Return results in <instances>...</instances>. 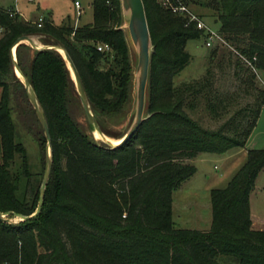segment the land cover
I'll use <instances>...</instances> for the list:
<instances>
[{"label":"trees","instance_id":"trees-1","mask_svg":"<svg viewBox=\"0 0 264 264\" xmlns=\"http://www.w3.org/2000/svg\"><path fill=\"white\" fill-rule=\"evenodd\" d=\"M181 1L214 9L220 34L236 45L250 71L264 72V0ZM143 2L154 47L148 102L144 122L121 148L97 142L88 123L84 127L73 117V100L82 103L58 51L17 47V64L51 135V171L43 196L41 173L34 170L14 117L16 100L40 120L16 75L12 49L17 40L33 35L64 48L101 129L120 137L104 116L131 111L134 100L135 65L122 28L121 2L92 0L93 22L82 27L70 24V18L58 26L49 14L39 27L14 9L0 8V264H264V230L252 229L250 203L264 169V148L249 150L227 187L212 191L209 230L177 228L173 221L174 193L197 173L192 161L245 148L264 92L256 91L245 126L236 116L216 129L204 126L192 113L209 81L177 86L175 79L192 59L188 42L205 33L158 0ZM100 45L111 50L101 52ZM254 81L253 74L243 81L247 92L256 89ZM38 141L46 161L44 130ZM41 202L40 212L31 217ZM21 217L27 219L12 222Z\"/></svg>","mask_w":264,"mask_h":264},{"label":"rangeland","instance_id":"rangeland-1","mask_svg":"<svg viewBox=\"0 0 264 264\" xmlns=\"http://www.w3.org/2000/svg\"><path fill=\"white\" fill-rule=\"evenodd\" d=\"M78 1L83 8L80 18L77 17L75 0H37L34 3H29L27 0H0V8L20 11L26 21L34 22L38 20L40 14H49L58 26L63 25L70 18V24L82 27L92 19L93 11L89 8L90 0ZM187 7L193 14L202 18L210 28L219 31L220 23L215 21L216 11L214 9L198 5L194 1L189 3ZM122 28L127 35L133 64L136 67V51L124 21ZM2 35L3 30L0 29V37ZM31 37L39 43V46L54 44V41H49L47 44L41 35ZM27 45L29 44L27 43ZM187 50L192 59L175 79V85L201 80H208L210 85L197 109L192 113L193 117L204 126L213 129L218 128L235 116L245 126L251 120V107L255 104L256 91L264 92V72L253 69L250 71L248 63L242 58L241 52L232 42L226 41L224 45L216 42L213 47L207 48L206 38L201 37L190 40L187 44ZM240 60L247 64H238ZM105 65L103 63V66ZM250 74L255 77L254 84L257 90L249 89L250 91L247 92V85L243 81ZM21 80L23 79L21 78ZM133 97L131 111H127V109L122 113L123 115L104 116L108 125L115 131L114 133H125L132 122V113L135 107V79ZM210 102L215 104V109L210 107ZM72 115L84 127L87 126L83 107L76 99L73 100ZM14 117L19 128L21 141L27 147L34 170L41 173L40 180L42 181L46 175L49 162L52 160L51 156L44 161L43 156L45 155L42 151V145L38 141L43 135L42 125L32 114L31 107L20 99L14 103ZM262 148H264V107L261 109L255 127L243 150L234 149L233 155L228 158L225 154H204L206 160L196 161L197 173L184 185L183 189L174 193L173 221L175 227L209 230L212 224V191L227 187L234 175L247 162L249 150ZM257 185H260L261 191L252 193L251 210L254 218L260 222L264 219V172L259 175ZM20 220V218H15L12 219V222L17 223Z\"/></svg>","mask_w":264,"mask_h":264},{"label":"water","instance_id":"water-1","mask_svg":"<svg viewBox=\"0 0 264 264\" xmlns=\"http://www.w3.org/2000/svg\"><path fill=\"white\" fill-rule=\"evenodd\" d=\"M120 2L123 21L127 24L128 34L132 45L135 48L137 57L135 67V107L132 113L133 118L129 128L120 137H111L101 129V126L95 114L93 113L91 105L88 101L85 89L83 87L81 78L77 72V69L64 48L59 45L39 46L31 36H25L17 40L16 44L12 49V56L15 63L16 75L18 76V78H20L18 73H21V76L23 77V80H21V78L20 80L24 83L25 88L28 91L31 103L38 114L40 123L48 140L49 158H51L52 156L49 125L45 118L43 109L35 93L33 92L30 83L20 71V68L17 64L16 49L19 45L28 43L32 48L36 50L53 49L58 51L67 62L68 68L71 72V76L76 84L77 91L81 99L87 123L91 129L94 138L97 142L106 145L109 149L121 148L135 135V133L145 120L148 102V88L150 82L151 59L154 47L143 0H120ZM61 51H63V53ZM51 163L52 160L49 162L48 169L43 180V188L41 191L42 196L48 184L49 175L51 171ZM41 208L42 202L37 212L31 217H35L40 212ZM3 218H6V215H4ZM20 219L21 221H25L27 218L21 217Z\"/></svg>","mask_w":264,"mask_h":264},{"label":"built area","instance_id":"built-area-1","mask_svg":"<svg viewBox=\"0 0 264 264\" xmlns=\"http://www.w3.org/2000/svg\"><path fill=\"white\" fill-rule=\"evenodd\" d=\"M31 3L36 2L37 0H28ZM158 2L166 9H170L175 13H178L180 15L185 16L188 19V25L190 23H195L197 25V28L204 31L205 38H206V47L211 48L216 42H219L221 44H226V41L224 37L220 34L219 31H214L212 28H210L206 22L198 17L197 15L193 14L188 7L183 4L181 0H158ZM75 6L77 9V17L80 18L83 13V9L81 6V3L79 1L75 2ZM14 13H11V16H13ZM44 17L41 16L38 18V26L41 27L43 24ZM76 26V25H75ZM77 27V26H76ZM98 50L101 52H107L110 51L111 48L109 45H100L98 47Z\"/></svg>","mask_w":264,"mask_h":264},{"label":"crops","instance_id":"crops-1","mask_svg":"<svg viewBox=\"0 0 264 264\" xmlns=\"http://www.w3.org/2000/svg\"><path fill=\"white\" fill-rule=\"evenodd\" d=\"M28 1V0H27ZM91 1L92 0H90L89 1V8H91ZM29 2V1H28ZM29 3H31V2H29ZM82 6V5H81ZM76 7V6H75ZM83 9V8H82ZM92 9V8H91ZM17 13H19L22 17H24V15L20 12V11H18V10H15ZM76 11H77V9H76ZM41 16H44V14H40L39 15V17H41ZM38 17V18H39ZM93 22V17H92V19L89 21V22H87L86 24H90V23H92ZM263 107H264V105H263ZM262 107V108H263ZM234 150V149H233ZM233 150H231L230 152H228V153H226L225 155L227 156V158L228 157H231V155H233L232 154V151ZM241 150H243V149H241ZM237 153V152H236ZM205 156H204V154H202V155H200L199 157H197L195 160H193L192 161V163L193 164H195L196 163V161H198V160H201V161H204V160H206L205 158H204ZM264 172V169H262L261 171H260V173L258 174V176H257V178H256V181H255V187H254V190H253V192H255L256 191V193L258 192V191H261L260 190V185H257V180L259 179V175L261 174V173H263ZM189 182V180L186 182V183H184L183 184V186L178 190V191H180L181 189H183V187H184V185H186L187 183ZM252 192V193H253ZM252 193H251V195H252ZM250 203H251V199H250ZM251 222H252V229H254V230H264V219L263 220H261L260 222H258V220H257V218L255 219L254 218V214L252 213V210H251Z\"/></svg>","mask_w":264,"mask_h":264},{"label":"bare ground","instance_id":"bare-ground-1","mask_svg":"<svg viewBox=\"0 0 264 264\" xmlns=\"http://www.w3.org/2000/svg\"><path fill=\"white\" fill-rule=\"evenodd\" d=\"M35 42H36L37 44H39L36 40H35ZM61 52L63 53V51H61ZM18 75L20 76V78L23 79V77L21 76V73H18Z\"/></svg>","mask_w":264,"mask_h":264}]
</instances>
